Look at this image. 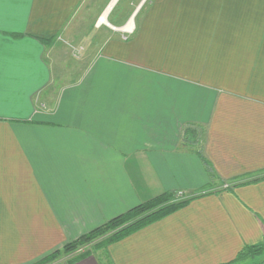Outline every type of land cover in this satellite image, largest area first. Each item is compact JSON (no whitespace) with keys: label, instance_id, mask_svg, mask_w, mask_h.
I'll list each match as a JSON object with an SVG mask.
<instances>
[{"label":"crops","instance_id":"obj_1","mask_svg":"<svg viewBox=\"0 0 264 264\" xmlns=\"http://www.w3.org/2000/svg\"><path fill=\"white\" fill-rule=\"evenodd\" d=\"M86 2L0 0V264L178 191L190 200L68 264H226L261 243L264 0H126L62 85L55 43Z\"/></svg>","mask_w":264,"mask_h":264},{"label":"rangeland","instance_id":"obj_2","mask_svg":"<svg viewBox=\"0 0 264 264\" xmlns=\"http://www.w3.org/2000/svg\"><path fill=\"white\" fill-rule=\"evenodd\" d=\"M110 1L111 0H87L85 6L77 9L71 18V39L62 36V38H60L59 41L55 43L58 54L60 57L62 56L64 58L61 71L64 70L66 72V76L63 79H60V83L62 85H64V83H75V81L80 78L81 74L86 69L85 67L87 66V57L92 55L97 44L99 43V40L105 37V32L114 27L110 26V24L113 25L111 18L116 16H125V10H129V8H127L125 5L126 0H116L117 3L108 13L107 18L105 17L106 22L102 21L100 18L101 13ZM129 29L124 28V30ZM220 185H224V188H228L230 183L227 182ZM176 197L177 195L173 198L167 199L166 201H162V203H159V205L161 204V206H164L166 204L174 203L180 198ZM152 210H150V212ZM106 236L107 234L99 238L95 237L83 245H79L77 250L72 251L68 256L63 258L61 257L57 259V261H53L49 264H68V259L78 256L85 251L89 250L90 252L92 249L98 248V245L103 244ZM234 264H264V252L257 258L238 261Z\"/></svg>","mask_w":264,"mask_h":264},{"label":"trees","instance_id":"obj_3","mask_svg":"<svg viewBox=\"0 0 264 264\" xmlns=\"http://www.w3.org/2000/svg\"><path fill=\"white\" fill-rule=\"evenodd\" d=\"M183 136H184L183 139H185L186 141H191L193 139L191 138V135L187 130L184 132ZM174 196L175 194H163L152 200L139 204L137 207L115 218L108 220L107 222L101 224L100 226L94 228L93 230L87 232L86 234L81 235L79 238L66 243L60 250L53 252L52 254H50V256L45 258L39 264H49L61 257L63 258L65 256H68L69 253H71L74 250H77L79 245H83L84 243L94 239L95 237L99 238L106 234L107 236L106 239L103 241V244L98 245V247L107 246L110 243L127 235L128 233H131L132 231L145 226L146 224L168 213L169 211L182 206L191 198L188 197L184 199H179L174 203L166 204L164 206H161V204L159 205V203H162V201H166L167 199L173 198ZM150 210L152 211L150 212ZM263 252H264V240L259 244L247 246L246 248H243L234 260L226 264H234L238 261L254 259L260 256ZM88 253L89 250L83 252L78 256H74L73 258L68 259V263H72L75 260L86 256Z\"/></svg>","mask_w":264,"mask_h":264},{"label":"bare ground","instance_id":"obj_4","mask_svg":"<svg viewBox=\"0 0 264 264\" xmlns=\"http://www.w3.org/2000/svg\"><path fill=\"white\" fill-rule=\"evenodd\" d=\"M115 2H116V0H112L111 1V4H110V6L107 8V10H106V12L108 11V10H110L113 6H114V4H115ZM106 12L103 14V15H101V20L102 21H105L106 22V20H105V17H106ZM131 27V24H129V26H127V27H125V28H130Z\"/></svg>","mask_w":264,"mask_h":264},{"label":"built area","instance_id":"obj_5","mask_svg":"<svg viewBox=\"0 0 264 264\" xmlns=\"http://www.w3.org/2000/svg\"><path fill=\"white\" fill-rule=\"evenodd\" d=\"M177 195L176 198L180 197L179 199H183L185 197V194L183 191H178L176 192L175 196Z\"/></svg>","mask_w":264,"mask_h":264}]
</instances>
